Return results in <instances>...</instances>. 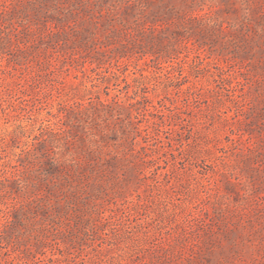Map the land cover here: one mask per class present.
Returning <instances> with one entry per match:
<instances>
[{
	"label": "rangeland",
	"instance_id": "obj_1",
	"mask_svg": "<svg viewBox=\"0 0 264 264\" xmlns=\"http://www.w3.org/2000/svg\"><path fill=\"white\" fill-rule=\"evenodd\" d=\"M0 264H264V0H0Z\"/></svg>",
	"mask_w": 264,
	"mask_h": 264
}]
</instances>
